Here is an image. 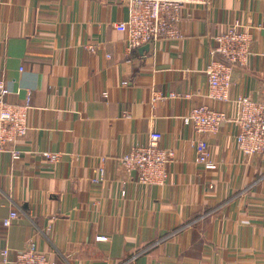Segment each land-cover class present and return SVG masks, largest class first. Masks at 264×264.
Masks as SVG:
<instances>
[{
  "label": "crops",
  "instance_id": "crops-1",
  "mask_svg": "<svg viewBox=\"0 0 264 264\" xmlns=\"http://www.w3.org/2000/svg\"><path fill=\"white\" fill-rule=\"evenodd\" d=\"M181 14V37L129 51L117 28L124 0H0V80L9 103L31 104L22 158L0 154V264L2 249L30 242L52 264H264V156L239 152L235 122L202 137L184 123L204 103L236 118L235 103L206 98L205 73L214 37L233 25L250 29L253 55L231 96L264 100V0ZM152 131L175 154L163 187L136 184L120 165ZM201 138L214 171L197 161Z\"/></svg>",
  "mask_w": 264,
  "mask_h": 264
},
{
  "label": "built area",
  "instance_id": "built-area-1",
  "mask_svg": "<svg viewBox=\"0 0 264 264\" xmlns=\"http://www.w3.org/2000/svg\"><path fill=\"white\" fill-rule=\"evenodd\" d=\"M129 9L128 19L117 25L127 34L129 51L145 45H156L161 40L181 37L179 24L182 9L188 5H208L210 0H124ZM249 28L241 24L233 25L219 33L212 50V60L205 73L208 79L207 99L222 103H235L237 116L232 119L227 112L214 109L206 103L191 110L184 123L192 127L197 135L213 136L220 131L224 123L235 122L239 126L236 137L239 152L248 158L264 156V100H254L239 96L233 99V75L236 69L248 66L253 52V37ZM124 82V85H128ZM10 94L4 80H0V154H11L14 161L22 158L17 147L29 133L27 117L31 109L30 96L25 104H11L7 101ZM181 96L172 94L170 98ZM189 97V96H188ZM163 135L157 131L149 133L146 145H137L120 158V165L129 175H135L132 181L146 187H163L168 180L167 168L174 160L172 150L161 146ZM197 161L207 171L218 169L219 163L212 159L210 145L205 139L194 143ZM51 162H58L59 155L44 153ZM99 177L105 178V169H99ZM126 195V191H122ZM20 217L17 211L11 212L3 225L9 228ZM106 237H97V241H106ZM2 264H52L50 255L42 251L38 244L30 242L23 249L13 251L2 249ZM131 260V259H130Z\"/></svg>",
  "mask_w": 264,
  "mask_h": 264
},
{
  "label": "water",
  "instance_id": "water-1",
  "mask_svg": "<svg viewBox=\"0 0 264 264\" xmlns=\"http://www.w3.org/2000/svg\"><path fill=\"white\" fill-rule=\"evenodd\" d=\"M149 47H150V45H145L144 50H147Z\"/></svg>",
  "mask_w": 264,
  "mask_h": 264
}]
</instances>
